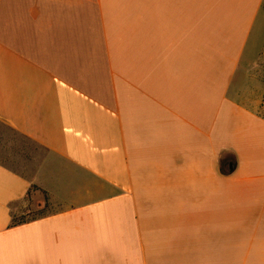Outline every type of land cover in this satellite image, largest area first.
Returning a JSON list of instances; mask_svg holds the SVG:
<instances>
[{"label":"crops","instance_id":"0c3cea01","mask_svg":"<svg viewBox=\"0 0 264 264\" xmlns=\"http://www.w3.org/2000/svg\"><path fill=\"white\" fill-rule=\"evenodd\" d=\"M262 16L0 0V264H264Z\"/></svg>","mask_w":264,"mask_h":264},{"label":"rangeland","instance_id":"374dc122","mask_svg":"<svg viewBox=\"0 0 264 264\" xmlns=\"http://www.w3.org/2000/svg\"><path fill=\"white\" fill-rule=\"evenodd\" d=\"M260 29L264 30V17H260L258 24L256 25V28L254 29L253 35L251 37V40L249 42L248 49L246 51V55L250 52V47L255 45L256 43H259V34ZM257 36V40L254 39L253 36ZM256 40V41H255ZM257 46V45H256ZM245 60V58H244ZM243 60V61H244ZM45 197L40 195L39 193H32V197L24 203L23 207L19 209L16 213H14L13 217L15 220H29L31 218H34L36 216L43 215L47 212H51L55 209V207H49L47 204H45ZM45 207V208H44Z\"/></svg>","mask_w":264,"mask_h":264},{"label":"trees","instance_id":"16d2710c","mask_svg":"<svg viewBox=\"0 0 264 264\" xmlns=\"http://www.w3.org/2000/svg\"><path fill=\"white\" fill-rule=\"evenodd\" d=\"M37 189H36V187L35 186H31L30 187V193L28 194V197H27V201L31 198V193H33V192H35ZM45 208V207H44ZM31 219H33V218H31ZM30 220V219H29ZM26 220H15L14 219V217H13V219H12V224H14V225H17V224H22V223H24Z\"/></svg>","mask_w":264,"mask_h":264},{"label":"water","instance_id":"95a60500","mask_svg":"<svg viewBox=\"0 0 264 264\" xmlns=\"http://www.w3.org/2000/svg\"><path fill=\"white\" fill-rule=\"evenodd\" d=\"M228 169L232 173V171L234 170V166L232 165V163L228 164Z\"/></svg>","mask_w":264,"mask_h":264}]
</instances>
